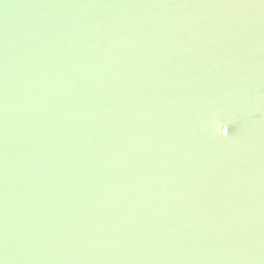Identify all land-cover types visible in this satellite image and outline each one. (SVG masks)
Segmentation results:
<instances>
[{
	"label": "water",
	"instance_id": "95a60500",
	"mask_svg": "<svg viewBox=\"0 0 264 264\" xmlns=\"http://www.w3.org/2000/svg\"><path fill=\"white\" fill-rule=\"evenodd\" d=\"M0 264H264V0H0Z\"/></svg>",
	"mask_w": 264,
	"mask_h": 264
}]
</instances>
